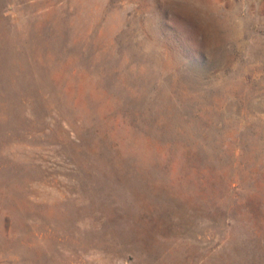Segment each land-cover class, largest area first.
<instances>
[{"label": "rangeland", "instance_id": "rangeland-1", "mask_svg": "<svg viewBox=\"0 0 264 264\" xmlns=\"http://www.w3.org/2000/svg\"><path fill=\"white\" fill-rule=\"evenodd\" d=\"M0 264H264V0H0Z\"/></svg>", "mask_w": 264, "mask_h": 264}]
</instances>
